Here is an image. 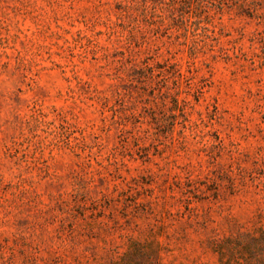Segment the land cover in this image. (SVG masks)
Instances as JSON below:
<instances>
[{
  "label": "rangeland",
  "instance_id": "rangeland-1",
  "mask_svg": "<svg viewBox=\"0 0 264 264\" xmlns=\"http://www.w3.org/2000/svg\"><path fill=\"white\" fill-rule=\"evenodd\" d=\"M173 1L0 0V264L254 254L264 0Z\"/></svg>",
  "mask_w": 264,
  "mask_h": 264
},
{
  "label": "trees",
  "instance_id": "trees-1",
  "mask_svg": "<svg viewBox=\"0 0 264 264\" xmlns=\"http://www.w3.org/2000/svg\"><path fill=\"white\" fill-rule=\"evenodd\" d=\"M141 4L138 6L141 16L148 21V17H155L156 11L154 7L150 4L151 2L155 4L156 0H137ZM171 18H172V28L176 29L178 35L177 38H184V45L189 47L192 55H196L197 48L196 45H191L189 41V34L192 33L191 25L189 24L188 10L190 9V0H174L173 6H171ZM243 244L254 250V254L246 256V254L241 253L243 257V263L241 264H264V231H261L258 235H244ZM222 256H224L222 254Z\"/></svg>",
  "mask_w": 264,
  "mask_h": 264
}]
</instances>
